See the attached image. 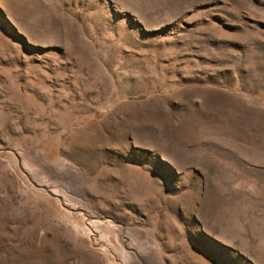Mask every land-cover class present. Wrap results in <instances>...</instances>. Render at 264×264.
Here are the masks:
<instances>
[{"label": "rangeland", "instance_id": "374dc122", "mask_svg": "<svg viewBox=\"0 0 264 264\" xmlns=\"http://www.w3.org/2000/svg\"><path fill=\"white\" fill-rule=\"evenodd\" d=\"M0 264H264V0H0Z\"/></svg>", "mask_w": 264, "mask_h": 264}]
</instances>
